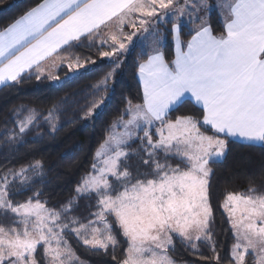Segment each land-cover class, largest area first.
Masks as SVG:
<instances>
[{
  "label": "snow or ice",
  "instance_id": "6c2138e0",
  "mask_svg": "<svg viewBox=\"0 0 264 264\" xmlns=\"http://www.w3.org/2000/svg\"><path fill=\"white\" fill-rule=\"evenodd\" d=\"M213 8L222 16L219 31ZM137 47L139 102L125 98L65 203L49 207L41 199L47 173L40 159L0 174V264H84L69 232L111 255L109 264H174L167 253L176 240L193 250L205 242L216 252L212 164L231 141L264 146V0H36L0 29V85L25 76L59 83L41 67L54 57L56 68L67 69L63 79L77 78L96 60L74 50L95 48L112 65L92 85L103 95L84 118L95 119ZM186 104L199 111L175 115ZM21 110L27 115L6 130L5 143L23 142L40 126L38 109L14 112ZM54 110L44 117L49 134L57 130ZM256 179L222 203L235 240L230 264H250L247 254L251 264H264V176ZM21 192L31 195L14 200ZM80 199L87 213L69 215Z\"/></svg>",
  "mask_w": 264,
  "mask_h": 264
},
{
  "label": "trees",
  "instance_id": "16d2710c",
  "mask_svg": "<svg viewBox=\"0 0 264 264\" xmlns=\"http://www.w3.org/2000/svg\"><path fill=\"white\" fill-rule=\"evenodd\" d=\"M35 2L36 0H0V29ZM212 17L214 26L219 31L223 21L214 11ZM74 51L81 57L90 56L96 60V65L77 78L62 79L59 83L48 79L37 81L34 76H25L23 82L16 86L0 87V174L9 168L18 169L36 159L42 160L47 173V183L41 199H48L49 207H59L73 195L72 190L81 175L89 169L97 147L107 134L108 125L119 115L117 109L124 107L125 98L131 99L133 103L139 102L140 85L136 74V60L140 49L137 47L127 55L118 71L115 91L103 106L101 113L95 119H85V113L91 108L92 102L99 100L103 95V89L96 92L92 85L101 80L112 65L101 60L95 48L91 51ZM60 55L67 56L69 53ZM172 58L173 56H168V59ZM66 71L64 67L56 68L51 74L63 78ZM53 105L59 107V110H54L53 113L57 130L54 134H49L51 129L45 124L44 117ZM20 106L38 109L41 116L37 123L40 126L33 125L25 133L23 142L5 143L8 135L6 130H12L16 123L27 115L23 110L14 112V109ZM198 111L192 104H186L175 115L195 114ZM133 163H136V158H133ZM212 167V229L216 252L213 253L205 242H197V249L193 250L189 245L176 240L174 247L167 253L175 264H217V260L213 258L215 255L219 257L218 264H230V249L235 240L222 203L228 192L245 190L249 186L250 178L256 177L255 183L259 184L258 178L264 176V146L253 147L247 142L231 141L224 159L214 162ZM28 195H31V192H21L13 199L23 202ZM87 203L86 199H80L78 207L69 215L83 217L88 211ZM65 238L84 264H109L111 261V255L104 256L102 252L90 250L71 232L66 233ZM122 247H126V244ZM36 258L42 261L43 247L38 248ZM246 258L251 264V254H247Z\"/></svg>",
  "mask_w": 264,
  "mask_h": 264
},
{
  "label": "crops",
  "instance_id": "0c3cea01",
  "mask_svg": "<svg viewBox=\"0 0 264 264\" xmlns=\"http://www.w3.org/2000/svg\"><path fill=\"white\" fill-rule=\"evenodd\" d=\"M212 11L216 12V14L218 15V17H219L220 19H222V16H221V14H220V12H219L218 9L213 8ZM222 21H223V20H222ZM125 30L128 31V29H125ZM54 62H55V63H58V62H59V58H58V57H54V58L51 59V60H46V61L41 65V67L45 70L46 73H47V72H51V73H52V71L56 69V67L54 66ZM1 86H2V85H0V87H1Z\"/></svg>",
  "mask_w": 264,
  "mask_h": 264
},
{
  "label": "rangeland",
  "instance_id": "374dc122",
  "mask_svg": "<svg viewBox=\"0 0 264 264\" xmlns=\"http://www.w3.org/2000/svg\"><path fill=\"white\" fill-rule=\"evenodd\" d=\"M104 61H107V60H104ZM62 79H63V78H61L60 81H61ZM56 83H57V82H56ZM98 147H99V146H98ZM98 147H97V149H98ZM97 149H96V150H97ZM95 152H96V151H95ZM224 212H225V211H224ZM225 214H226L227 217H228V214H227L226 212H225ZM230 226H231V225H230ZM230 250H231V249H230ZM230 255H231V252H230ZM174 264H175V263H174Z\"/></svg>",
  "mask_w": 264,
  "mask_h": 264
}]
</instances>
